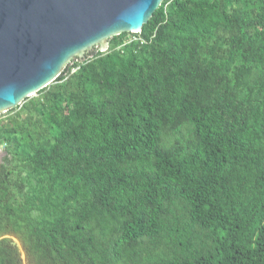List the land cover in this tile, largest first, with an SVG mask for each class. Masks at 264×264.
<instances>
[{"label": "trees", "instance_id": "trees-1", "mask_svg": "<svg viewBox=\"0 0 264 264\" xmlns=\"http://www.w3.org/2000/svg\"><path fill=\"white\" fill-rule=\"evenodd\" d=\"M0 118V264H264V0H164Z\"/></svg>", "mask_w": 264, "mask_h": 264}, {"label": "water", "instance_id": "water-1", "mask_svg": "<svg viewBox=\"0 0 264 264\" xmlns=\"http://www.w3.org/2000/svg\"><path fill=\"white\" fill-rule=\"evenodd\" d=\"M163 1L0 0V114L37 96L74 60L106 51L110 38L141 33Z\"/></svg>", "mask_w": 264, "mask_h": 264}, {"label": "rangeland", "instance_id": "rangeland-1", "mask_svg": "<svg viewBox=\"0 0 264 264\" xmlns=\"http://www.w3.org/2000/svg\"><path fill=\"white\" fill-rule=\"evenodd\" d=\"M97 51V50H96ZM74 62V61H73ZM73 62H71V64L73 63ZM13 110V109H12ZM8 112H10V111H8ZM8 112H6V113H2V114H0V118H4L5 116H7L8 114ZM0 149H2V152L4 153L5 151H4V147H0ZM4 155L5 154H3V156H2V160H3V157H4ZM14 242L20 247V249H21V251H22V257H23V259H24V263L25 264H28L27 263V259H26V254H25V252H24V250H23V247H22V243H21V241L19 240V239H17V238H14Z\"/></svg>", "mask_w": 264, "mask_h": 264}]
</instances>
